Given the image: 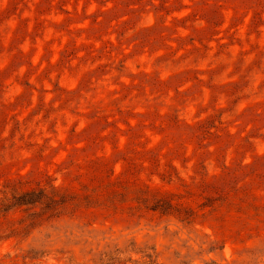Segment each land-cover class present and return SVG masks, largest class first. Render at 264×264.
Wrapping results in <instances>:
<instances>
[{"label": "rangeland", "instance_id": "374dc122", "mask_svg": "<svg viewBox=\"0 0 264 264\" xmlns=\"http://www.w3.org/2000/svg\"><path fill=\"white\" fill-rule=\"evenodd\" d=\"M93 160L177 210L12 206L0 264H264V0H0V207Z\"/></svg>", "mask_w": 264, "mask_h": 264}, {"label": "trees", "instance_id": "16d2710c", "mask_svg": "<svg viewBox=\"0 0 264 264\" xmlns=\"http://www.w3.org/2000/svg\"><path fill=\"white\" fill-rule=\"evenodd\" d=\"M136 166V163H133ZM80 178L86 177L88 182L81 191H71L58 186H51L50 190H28L21 195L14 196V203L5 206L1 210H7L17 205L40 206V211L30 213L31 223L43 216H61L64 214L82 213L90 208H101L114 213L124 210L128 202L135 201V206L130 210L148 208L159 210L161 213H170L176 209V205L169 196L159 193L150 186H140L129 178L113 179L108 174L107 163L103 160L90 161L82 168ZM22 180L9 181L7 187H18ZM132 203V202H131ZM151 204V205H150ZM150 206V207H149Z\"/></svg>", "mask_w": 264, "mask_h": 264}]
</instances>
